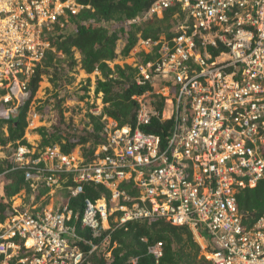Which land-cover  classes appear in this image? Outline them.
I'll use <instances>...</instances> for the list:
<instances>
[{
	"label": "built area",
	"instance_id": "2783aa9c",
	"mask_svg": "<svg viewBox=\"0 0 264 264\" xmlns=\"http://www.w3.org/2000/svg\"><path fill=\"white\" fill-rule=\"evenodd\" d=\"M84 7L0 0V118L26 99L30 77L55 50L54 24ZM170 8L172 29L159 37L138 32L130 51L136 83L147 86L132 95L134 125L104 116L103 140L90 157L80 145L65 152L25 136L9 155L0 145V157L28 184L0 219V264H87L113 230L150 218L188 227L211 264H264V212L248 225L237 202L241 189L264 179V0H153L129 22L162 18ZM123 46L105 60L110 67ZM154 121L169 122L165 135L144 129ZM86 183L109 195L85 198L75 210L70 199ZM147 253L158 263L162 241L148 243ZM139 260L131 255L123 264Z\"/></svg>",
	"mask_w": 264,
	"mask_h": 264
},
{
	"label": "trees",
	"instance_id": "16d2710c",
	"mask_svg": "<svg viewBox=\"0 0 264 264\" xmlns=\"http://www.w3.org/2000/svg\"><path fill=\"white\" fill-rule=\"evenodd\" d=\"M77 1L90 7H84L75 14L67 13V22L64 21L65 18H61L54 24L48 38L55 50L46 51L40 65L30 77L27 86L28 98L24 99L9 118H0V145L4 147L6 155L10 154L17 140L26 142L24 134L28 125L27 110L42 75H48L53 89L59 90L67 78H70L69 71L77 64L86 73L96 70L99 72L95 77L94 94L101 93L102 108L98 114L88 113L87 123L78 130H67L66 123L50 128L39 127V145L57 142L65 152L80 145L85 156L90 157L94 147L103 140L101 131L104 116L114 119L119 125H134L137 103L132 95L142 93L147 86L136 83V71L132 66L115 64L110 67L105 60L116 56L118 39L124 42L121 52L126 55L133 48L138 32L144 37L167 34L172 29V22L177 21L173 18L176 8L167 9L162 18L153 17L144 24H139L129 21L146 9L153 0ZM60 22H64L63 26H60ZM75 51L79 54L78 60L74 57ZM87 86L84 87L85 91H88ZM63 100L64 97L59 96L57 91L53 92L37 110L42 115L48 114V108H55L59 117H62ZM168 123L154 121L144 129L165 135ZM89 125L91 129L86 127ZM8 144L10 147L7 149L5 146ZM11 167L12 163L7 156L0 157V219L11 208V198L22 188L28 187L23 171ZM108 195L103 186L86 183L84 192L70 199V204L78 210L83 199L96 200ZM237 202L239 211L246 216V224H252L264 212V179L259 180L253 188L241 189L237 194ZM142 237H146L147 242L142 241ZM157 240L163 243V256L155 263L147 253V244ZM108 250L111 256L105 258L104 252ZM131 255H139L140 264H211L200 254V247L188 227L173 225L163 218L133 220L116 228L111 232L110 240L89 255L87 264H123Z\"/></svg>",
	"mask_w": 264,
	"mask_h": 264
},
{
	"label": "rangeland",
	"instance_id": "374dc122",
	"mask_svg": "<svg viewBox=\"0 0 264 264\" xmlns=\"http://www.w3.org/2000/svg\"><path fill=\"white\" fill-rule=\"evenodd\" d=\"M173 26V25H171ZM117 46L122 47V41H117ZM75 59L78 60L79 54L75 51ZM119 64L126 60V64L132 62V56L130 52L126 55L121 53V56L117 57ZM97 73H86L77 64L72 70L69 71V77L64 82L61 89H53L51 83L49 82V76L43 74L42 79L39 82L38 88L36 89L27 110V120L28 125L25 129L24 136L33 144H39L41 141V136L38 132V128L41 126L52 127L56 124L68 125L67 130L84 128L88 121V113L92 112L98 114L102 108L103 103L101 102V93L94 94L93 86H95V77ZM88 81H90L88 83ZM88 83V86H87ZM87 86L88 91L84 90ZM58 92L59 96L64 97L62 101L63 116L59 117L57 110L55 108L50 109L48 114H42L37 108H41L45 99L50 98L53 92ZM29 92L26 94L28 98ZM83 96V97H80ZM35 113V116L29 113ZM1 115V112H0ZM91 129V125L86 126ZM72 128V129H71ZM79 146V145H77ZM19 201V195L14 196V202Z\"/></svg>",
	"mask_w": 264,
	"mask_h": 264
}]
</instances>
